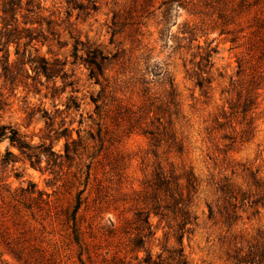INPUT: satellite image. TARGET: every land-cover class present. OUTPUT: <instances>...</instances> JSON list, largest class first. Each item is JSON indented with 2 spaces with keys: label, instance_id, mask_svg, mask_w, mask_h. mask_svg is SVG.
<instances>
[{
  "label": "rangeland",
  "instance_id": "1",
  "mask_svg": "<svg viewBox=\"0 0 264 264\" xmlns=\"http://www.w3.org/2000/svg\"><path fill=\"white\" fill-rule=\"evenodd\" d=\"M236 2L0 0V264H264V0Z\"/></svg>",
  "mask_w": 264,
  "mask_h": 264
},
{
  "label": "trees",
  "instance_id": "2",
  "mask_svg": "<svg viewBox=\"0 0 264 264\" xmlns=\"http://www.w3.org/2000/svg\"><path fill=\"white\" fill-rule=\"evenodd\" d=\"M198 2H202L203 5L208 6L209 8H214L217 10V18L222 21H228L232 17V13L235 11V6L232 4V0H197ZM237 7H239L241 10L242 8H245L248 5L247 0H237L235 3ZM242 7V8H241ZM233 21H228V24H232ZM257 28L251 29L250 32L255 36L256 39H260V42H264V18L258 19V25H256ZM260 28V29H259ZM234 39H230V41H233ZM264 48L262 47L261 50ZM246 107V105H245ZM245 109V108H244ZM245 109L244 111H246ZM10 128L9 125L6 124H0V138L6 137L10 143H18L19 146L24 147L25 145H22V142L18 136V133L15 129L11 128L10 133L7 135V131ZM174 184L171 183V181L168 179L166 182V187L168 191H171L174 189ZM75 216L73 215V220Z\"/></svg>",
  "mask_w": 264,
  "mask_h": 264
}]
</instances>
